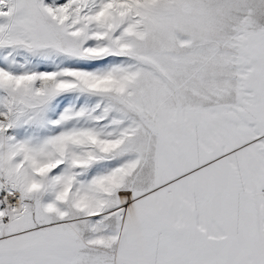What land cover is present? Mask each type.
Instances as JSON below:
<instances>
[{
	"label": "snow or ice",
	"instance_id": "obj_1",
	"mask_svg": "<svg viewBox=\"0 0 264 264\" xmlns=\"http://www.w3.org/2000/svg\"><path fill=\"white\" fill-rule=\"evenodd\" d=\"M0 264H264V0H0Z\"/></svg>",
	"mask_w": 264,
	"mask_h": 264
}]
</instances>
